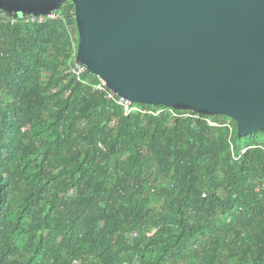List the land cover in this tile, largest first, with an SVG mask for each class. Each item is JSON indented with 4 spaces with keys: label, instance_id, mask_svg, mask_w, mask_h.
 <instances>
[{
    "label": "trees",
    "instance_id": "16d2710c",
    "mask_svg": "<svg viewBox=\"0 0 264 264\" xmlns=\"http://www.w3.org/2000/svg\"><path fill=\"white\" fill-rule=\"evenodd\" d=\"M58 12H0V264H264V130L127 116L71 72L75 6Z\"/></svg>",
    "mask_w": 264,
    "mask_h": 264
},
{
    "label": "water",
    "instance_id": "95a60500",
    "mask_svg": "<svg viewBox=\"0 0 264 264\" xmlns=\"http://www.w3.org/2000/svg\"><path fill=\"white\" fill-rule=\"evenodd\" d=\"M77 60L133 104L225 116L264 130V0H71ZM65 0H0L26 18Z\"/></svg>",
    "mask_w": 264,
    "mask_h": 264
},
{
    "label": "built area",
    "instance_id": "2783aa9c",
    "mask_svg": "<svg viewBox=\"0 0 264 264\" xmlns=\"http://www.w3.org/2000/svg\"><path fill=\"white\" fill-rule=\"evenodd\" d=\"M3 18L10 21L12 24H16L20 18H10L7 14L3 13L2 14ZM60 18V14L58 11L56 12H52L49 14H43V15H38V16H28L26 18H23V21L25 22V24H44L47 21H54L56 19ZM78 51V50H77ZM71 72L73 74H75L77 76V78L82 81V83H86L88 84V82L85 80L84 76L86 75V73L88 72V69L85 65L81 64L78 62L77 60V52L76 55L74 56L72 62H71ZM95 90L104 95V97L110 101L115 102L117 105H119L120 107H122L125 111V114L127 116H130L132 114H136V113H144V114H154V115H162L163 113H165L167 110L166 109H159L157 111L153 110V109H145V108H141L139 106H135L131 101H129L128 99L121 97L119 95H117L115 92H113L107 82L102 79V78H98V81L95 84ZM172 115L175 118H194V119H201L203 121H206L207 123H209L210 125H212L213 127H225L229 130V133L232 134L235 130V123L233 122V120L231 118L226 119V120H220V121H212L209 120L207 118H202L201 116H199L197 113L192 112V111H184V113H177L172 111ZM247 152V149L243 150V154ZM73 264H81L80 261L78 260H74Z\"/></svg>",
    "mask_w": 264,
    "mask_h": 264
},
{
    "label": "rangeland",
    "instance_id": "374dc122",
    "mask_svg": "<svg viewBox=\"0 0 264 264\" xmlns=\"http://www.w3.org/2000/svg\"><path fill=\"white\" fill-rule=\"evenodd\" d=\"M219 119H222V118L219 117ZM224 120H225V119H224Z\"/></svg>",
    "mask_w": 264,
    "mask_h": 264
}]
</instances>
